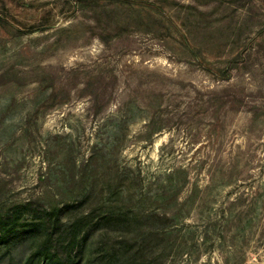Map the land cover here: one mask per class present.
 Listing matches in <instances>:
<instances>
[{"label":"rangeland","instance_id":"374dc122","mask_svg":"<svg viewBox=\"0 0 264 264\" xmlns=\"http://www.w3.org/2000/svg\"><path fill=\"white\" fill-rule=\"evenodd\" d=\"M55 219L73 264H264V0H0V264Z\"/></svg>","mask_w":264,"mask_h":264},{"label":"trees","instance_id":"16d2710c","mask_svg":"<svg viewBox=\"0 0 264 264\" xmlns=\"http://www.w3.org/2000/svg\"><path fill=\"white\" fill-rule=\"evenodd\" d=\"M47 216L56 215L53 214L52 210H44ZM55 218V217H54ZM60 223V222H59ZM58 224V219H55V224L51 227H46L43 229V235L39 241L35 244L33 255H36L35 262L31 264H73L78 262V252L81 247L82 235L78 231V228L69 222L60 223L62 227L61 230H56ZM160 227L154 228L155 234L158 233ZM22 237L24 234H21ZM145 238L128 240L127 245H125L123 254L124 258L121 264L128 262L130 264H140L141 256H143L146 248L143 245ZM146 243V242H145ZM147 251V250H146ZM106 253H104V256ZM31 262V261H30ZM27 262L26 264H30Z\"/></svg>","mask_w":264,"mask_h":264}]
</instances>
